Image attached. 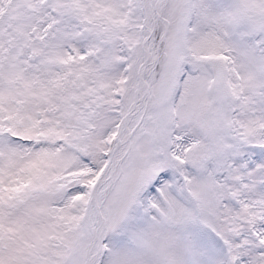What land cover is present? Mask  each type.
I'll use <instances>...</instances> for the list:
<instances>
[{"label": "snow or ice", "instance_id": "1", "mask_svg": "<svg viewBox=\"0 0 264 264\" xmlns=\"http://www.w3.org/2000/svg\"><path fill=\"white\" fill-rule=\"evenodd\" d=\"M0 264H264V0H0Z\"/></svg>", "mask_w": 264, "mask_h": 264}]
</instances>
